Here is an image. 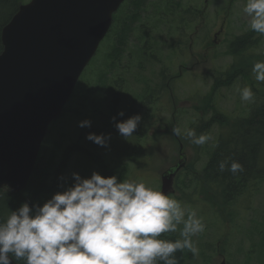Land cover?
Segmentation results:
<instances>
[{"label": "rangeland", "instance_id": "374dc122", "mask_svg": "<svg viewBox=\"0 0 264 264\" xmlns=\"http://www.w3.org/2000/svg\"><path fill=\"white\" fill-rule=\"evenodd\" d=\"M29 1L23 0V3ZM154 1L149 0L147 13L142 19L145 24L143 33L152 32V34L149 38L140 37L135 33L131 36L128 51L122 59L128 70L116 69L114 74L106 79L105 87L115 86L118 89L122 86V103L119 109L122 111L123 105H129L133 97L143 96V87H145L143 81L147 80L154 88L158 87L160 83L158 78L163 69L166 71L165 81L170 76H177L169 82L170 90L161 99L158 113L155 105L153 123L154 126L159 124L161 127L167 124L172 129L179 127L182 135L176 136L174 133L164 135L165 132H155L150 135L147 131L134 135L135 139L142 140L135 144V141H132L133 136L125 139L119 133L111 134V144L117 146L120 151L111 148L109 144L101 152L95 149L96 146H91V142L86 139L92 128L98 129L99 115L106 112L101 109V105L113 100L110 97L102 102L108 88L103 89L99 82L102 72L108 70V55L115 38V27H111L101 42L97 54L82 74L74 92L78 100H85V97H88L90 101L85 102L84 110L75 117L71 112L77 105L72 107L71 104L68 112L66 111L51 124L45 139L47 146L60 144L59 155L68 145L78 144L81 147L80 151L70 156L60 192L74 184L72 173H78L83 178H90L93 172L103 176L101 167L95 162L98 153L106 161L104 171L109 170L107 167L113 169L112 166H107L111 161L115 165L118 163V171L121 173L116 176L121 181L137 180L160 191L162 174L177 163L181 143L187 161L186 166L189 164L191 170L180 174L175 186L177 193L172 197L181 201L187 208L195 210L197 216L202 217L206 224L203 233L192 237L198 248V253L195 254L197 264H220L223 259L227 264H264V179L255 181L251 187H246L236 199L230 196L229 199L233 200L227 202L217 188L211 189L207 186L202 176L203 168L208 163L216 140L222 132L221 127L214 125L208 130L205 134L209 135L211 140L202 146L193 144L183 136L184 130H196L202 119L208 121L211 118V110L204 115V109L207 108L205 105L207 101L209 102L215 79L239 62L238 58L230 54V45L237 37L251 31L247 24L248 18L242 11L246 0H174L180 1L181 5L174 9V16H170V13L164 15L169 22L166 25L160 21L158 15L162 10L168 12V9L161 8L158 14V6L156 11L150 6ZM167 1L173 2V0ZM206 1L207 7L203 10ZM189 7L203 12L200 18L193 19L195 25L187 28L181 35L177 32V28H184L179 23L178 11ZM189 18V16L185 17L188 22ZM148 28L151 30L148 31ZM216 32L218 35L215 37ZM256 38L260 39L258 46L249 49L245 54L248 67L251 69L254 63L264 61V36L257 34ZM145 44L151 47V51L156 55L155 61L149 57H141L139 51ZM140 65H142L141 69ZM121 78L125 82L116 85V80ZM245 86H250L255 93L254 103L241 101L239 89ZM89 89L93 94H88ZM108 91L112 90L108 89ZM263 101L264 83L257 85L251 73L249 79L239 78L231 86L217 90L213 94L212 104L214 109L227 118L239 119L247 117L252 109L260 106ZM173 107H177L174 110L175 115L172 114ZM166 108L168 112H163ZM159 109H163L162 112ZM84 120L92 121V126L87 130L78 126ZM176 121L179 125H175ZM123 145L126 148L121 150ZM114 153L118 155L119 162L115 159L111 160ZM261 168H264V162ZM209 188L213 195L208 191ZM182 228L183 225H180L178 229Z\"/></svg>", "mask_w": 264, "mask_h": 264}, {"label": "clouds", "instance_id": "9594fccd", "mask_svg": "<svg viewBox=\"0 0 264 264\" xmlns=\"http://www.w3.org/2000/svg\"><path fill=\"white\" fill-rule=\"evenodd\" d=\"M242 11L249 30L264 36V0H246ZM252 74L257 85L264 83V61L254 63ZM239 93L242 102H255L250 86ZM112 120L118 133L129 139L142 116ZM78 126L90 128L92 121H81ZM172 132L182 135L179 127ZM183 136L197 146L211 140L194 129L184 130ZM86 139L107 148L111 135L89 133ZM219 170L236 174L244 169L239 162L232 161L229 167L223 160ZM72 179L74 184L42 207L25 202L0 219V264H12L13 260L17 264H178V251L198 253L192 237L203 233L206 224L195 210L171 195L144 182L121 181L115 175L106 178L98 172L90 178L72 173ZM180 225L181 239L161 238L176 233Z\"/></svg>", "mask_w": 264, "mask_h": 264}, {"label": "water", "instance_id": "95a60500", "mask_svg": "<svg viewBox=\"0 0 264 264\" xmlns=\"http://www.w3.org/2000/svg\"><path fill=\"white\" fill-rule=\"evenodd\" d=\"M124 2L31 0L3 28L0 190L17 194L27 188L50 125L63 114ZM185 165L182 152L162 174L161 192L176 194L175 180Z\"/></svg>", "mask_w": 264, "mask_h": 264}, {"label": "trees", "instance_id": "16d2710c", "mask_svg": "<svg viewBox=\"0 0 264 264\" xmlns=\"http://www.w3.org/2000/svg\"><path fill=\"white\" fill-rule=\"evenodd\" d=\"M136 1V4L130 9L131 12L129 10L130 13L128 12L126 15L123 22L122 33L114 38L113 46L108 55V70L107 72L104 71L105 73L102 72L99 78L100 86L103 87V89L108 88L112 90L108 91V89H106V96H104L105 100L110 97L118 96V89L115 88V86H113V88L111 86L105 87L107 85L105 84L106 79H109V76H112L116 69L122 68L125 71L128 70L127 65L123 64L122 59L128 51L135 23L142 17V8L146 2V0ZM21 4H23V0H0V54L3 51L1 41L2 30L18 12ZM178 5L180 6L181 4L178 3ZM187 11V15L192 16L188 19L189 22L185 19V30L195 25V20L193 19H198L197 14H194L195 12L190 13V10ZM116 20L117 15H114L113 27L115 28L117 25ZM256 35L257 33L249 31L245 35L237 37L231 43L230 54L238 58L239 62L234 64L225 74L215 79L209 102L207 101L205 105L207 108L204 109V115L211 110L212 116L208 121L202 119L195 130L197 135H200L208 133V130L214 125H219L222 129L221 134L216 140L215 148L210 155L208 163L203 169L202 175L205 178L204 181L207 186L211 189L212 187L213 189L217 188V191L226 198L227 202L230 196L236 199L246 187H251L255 181L264 179V172L260 173L264 171V168H261V164L264 162V101L260 106L253 108L247 117L239 119H231L230 117H228V119L227 116L214 109L212 104L213 94L217 90L222 87L231 86L239 78L249 79L252 69L248 67L245 54L249 49L258 46L260 39L256 38ZM146 44L139 51L141 57H149L152 61H155L156 55L151 51V47H148ZM139 68H142L141 65ZM120 82L125 81L123 78L117 79L115 84L117 85V83ZM143 84L145 85V87H143V95H151L149 92L152 87L150 83L146 80L143 81ZM88 94H93V92L89 89ZM75 99H77L76 102L74 101ZM86 101H90L88 97H85V100H78L73 94L63 114H65L66 111L68 112V108H71V104L72 107L76 104L77 107L76 109H72L71 114H75V116L80 115L85 108ZM110 103L111 102H109V104ZM95 106L94 104V107ZM99 106L98 108H100ZM91 146L95 147L96 144L91 142ZM80 149L81 147L78 144L68 145L63 148L62 154L59 155L60 144L56 146H47L46 141H44L27 188L17 194H14L8 189L0 190V219H6L10 211L18 210L25 202L29 203L30 206L39 205L42 207L45 202L51 199L57 192H60L62 185L61 177H63L66 171L70 156L80 151ZM95 149L98 151L97 148ZM84 155L87 156L85 153ZM223 160L228 161L229 167L232 161L239 162L244 170L236 174L227 170L221 172L219 170V163ZM95 162L101 167L104 177L107 178L119 175L118 163L116 165L115 163L108 164L107 166H112L113 169L107 167L109 170L104 171L106 161L99 153L96 155ZM210 188L208 191H211ZM179 231L180 229H178L176 233L167 234L161 238L173 241L181 239ZM175 255L178 264H197L196 256L187 249L183 252L178 251ZM15 263L17 262L15 261Z\"/></svg>", "mask_w": 264, "mask_h": 264}, {"label": "flooded vegetation", "instance_id": "af4514ba", "mask_svg": "<svg viewBox=\"0 0 264 264\" xmlns=\"http://www.w3.org/2000/svg\"><path fill=\"white\" fill-rule=\"evenodd\" d=\"M136 2H137L136 0H134V1L133 0H125V2L121 5L119 10L116 12V14H115V15H117V20H116L117 21V25H116V27L117 26H119V27H118V31L117 32H116V28H114L115 37L119 36L122 33L121 31H122L123 22H124V20L126 18V15L129 12V10L134 6V4H136ZM163 2H164V4H163ZM178 3L181 4L180 1H174V0H173L172 3H171V1L169 2L167 0L166 1L165 0H155L153 2V4L151 3L150 6L154 8L153 11H156L157 6H158V12H157L158 14H159V9H161V8H167L168 9V12H165V11L162 10V12L158 15V17L160 18V21L166 25V24H169V22L166 20V18H164V15L167 16V14L170 13L169 14L170 16H172V15L174 16V13H175L174 9L177 6H179ZM148 4H149V0H146L145 5L142 8V17H140V20L135 23V27H134V31H133L132 35L135 33V34L139 35L140 37L143 36L144 38H149V35L152 34V32H147V33L144 32L143 33V26L145 24L143 22L144 20H142V19L145 17V13H147V5ZM206 7H207V1L205 2V6H204L203 10H205ZM181 8H183V7L181 6ZM187 10H190L189 11L190 13H194L195 12L194 14H197L198 18L201 17V14L203 12V10L193 9L192 7H189L188 9L179 10L178 11L179 23H182L181 25L183 26V28L185 27L184 26L185 17L189 16L186 13ZM130 12H131V10H130ZM154 14L156 15L155 12H154ZM191 16L192 15H190L189 17H191ZM112 27H113V25H112ZM150 30H151V28H148V31H150ZM177 32L182 35L183 32H186V30L185 29H180V27H179V28H177ZM195 32H197V31L195 30ZM195 32H194V34H195ZM214 35L216 37L218 35V32L214 33ZM190 39H191V36H190ZM141 67H142V65H141ZM165 77H166V71H165V69H163L161 71V74L159 75V78H158L160 80V83L158 84V87L154 88L151 85L152 87H151V90L149 91L151 93V95H146V96L143 95V96H139V97L135 96V97H133V99H132L133 101H131L129 105L128 104L127 105H123V109L124 110H122V111L125 113V115L123 117H120L118 115L121 112L119 109L121 108L122 94H123L122 86L118 87V91H117L118 96L112 97L113 100L109 101V102H111L110 104H109V102H107V103H104V104L101 105V109H104V112L105 111L106 112L103 115H99V117H98V126H99L98 129H97V127L96 128H92L89 131V133H95L97 135H101V134H104V135L116 134V133H118V131H117V129L115 128V126L113 124V120H112L113 117H116L117 122H123V121H126L127 119L131 118L132 116L141 115L142 116V121L138 125V128L133 133V137H132V141H135L134 142L135 144H137V142H141L142 141V140L134 138V135H138V133H142V132L146 133L148 131V133L150 135L154 134L155 132H157V133L158 132L159 133L160 132H165L164 135L173 134L172 128L167 126V124L166 125H162V127H161V126H159V124L154 126V123H153L155 105H157L155 109H156V112L158 113V107H159V104L161 103L160 102L161 99L163 97H165L168 94L167 91L169 92V90H170L169 82L171 80H174V78L177 77V76H175V77L170 76V77H168L167 81H165ZM103 101H106V100L104 99ZM175 108H177V107H173V111H172V114L174 113V115H175V111H174ZM159 110L162 112L163 109L162 110L159 109ZM178 111H179V109H178ZM163 112H168V109L166 108L165 110H163ZM72 115H73V117L75 116V114H72ZM147 125L148 126L150 125V127H147ZM175 125H179L178 121H176ZM86 130H87V128H86ZM161 135L162 134H160V136ZM111 141L112 140H110V142H109V144L111 145V148H115V150H118L116 148L117 146L111 144ZM131 142H129V144ZM125 145H123V148L121 150H123L124 148L127 147V145H126V147H125ZM96 148L98 149V151L101 152V150L104 149L105 147H101V146L96 144ZM118 151H120V150H118ZM179 154H180V157H181V151L180 150H179ZM113 159H115V160H117V162H119L118 161L119 157L115 153L112 154L111 160H113ZM178 161H179V159H178ZM191 163H193V162H191ZM108 164H114V162L111 161V163H108ZM188 165L185 166V168L180 171L178 176H180V174L182 172H186L187 173L189 170H191L188 167ZM195 173H197V172H195ZM178 176H177V178H178ZM204 180H205V178H204ZM199 184H201V181H199ZM209 192L211 193V195H213L212 191H209ZM229 200H232V199H229Z\"/></svg>", "mask_w": 264, "mask_h": 264}, {"label": "bare ground", "instance_id": "6f19581e", "mask_svg": "<svg viewBox=\"0 0 264 264\" xmlns=\"http://www.w3.org/2000/svg\"><path fill=\"white\" fill-rule=\"evenodd\" d=\"M15 262V261H14ZM17 264V263H16Z\"/></svg>", "mask_w": 264, "mask_h": 264}]
</instances>
